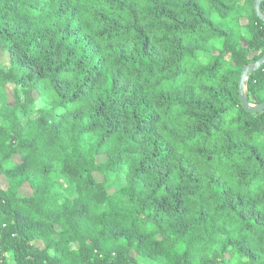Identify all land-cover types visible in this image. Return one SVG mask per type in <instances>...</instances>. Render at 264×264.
Returning a JSON list of instances; mask_svg holds the SVG:
<instances>
[{
  "label": "trees",
  "instance_id": "trees-1",
  "mask_svg": "<svg viewBox=\"0 0 264 264\" xmlns=\"http://www.w3.org/2000/svg\"><path fill=\"white\" fill-rule=\"evenodd\" d=\"M255 1L0 0V264H264Z\"/></svg>",
  "mask_w": 264,
  "mask_h": 264
},
{
  "label": "rangeland",
  "instance_id": "rangeland-1",
  "mask_svg": "<svg viewBox=\"0 0 264 264\" xmlns=\"http://www.w3.org/2000/svg\"><path fill=\"white\" fill-rule=\"evenodd\" d=\"M0 67H3V68L10 67V54H9V52L6 49H4L1 46H0ZM245 91H246V94L248 95L247 85H246ZM7 92H8L9 103L11 105H15L14 85H9L7 87ZM261 95L264 98V92ZM35 96H36V98H39L38 93H36ZM252 104L256 105V104H259V103H252ZM16 159L19 160L18 157H16ZM99 159L100 160H105L106 156H100ZM97 178L99 180H101L102 176L99 173H97ZM9 186H10V184H9L7 178L4 175H0V187L3 188V189H8ZM32 192L33 191H32L31 187L28 184H25L22 188L19 189V194L22 195V196H29V195L32 194ZM132 254L140 263L144 262L142 257H140L135 251H133Z\"/></svg>",
  "mask_w": 264,
  "mask_h": 264
},
{
  "label": "water",
  "instance_id": "water-1",
  "mask_svg": "<svg viewBox=\"0 0 264 264\" xmlns=\"http://www.w3.org/2000/svg\"><path fill=\"white\" fill-rule=\"evenodd\" d=\"M263 0H256L255 1V9L257 14L264 20V13L261 9V4ZM264 64V55L255 63V64H248L245 65L240 77L239 87H240V99L242 102L243 107L252 113H258L264 110V101L259 104H252L250 103L247 94H246V85L249 79L250 74L259 69Z\"/></svg>",
  "mask_w": 264,
  "mask_h": 264
}]
</instances>
